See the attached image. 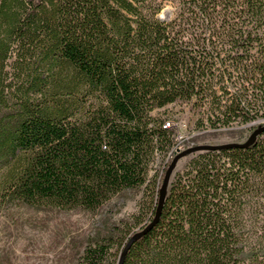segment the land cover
I'll list each match as a JSON object with an SVG mask.
<instances>
[{"label":"trees","instance_id":"16d2710c","mask_svg":"<svg viewBox=\"0 0 264 264\" xmlns=\"http://www.w3.org/2000/svg\"><path fill=\"white\" fill-rule=\"evenodd\" d=\"M175 105L194 144L264 124V0H0V204L143 191L138 229L114 225L83 264H118L154 217ZM184 157L121 264H264V131Z\"/></svg>","mask_w":264,"mask_h":264},{"label":"rangeland","instance_id":"374dc122","mask_svg":"<svg viewBox=\"0 0 264 264\" xmlns=\"http://www.w3.org/2000/svg\"><path fill=\"white\" fill-rule=\"evenodd\" d=\"M188 108L172 106V113L164 119L178 123L180 133L185 136L194 132L195 115ZM256 123L245 125L247 133ZM203 140L214 143L233 141L224 132L205 135ZM161 158L159 154V164ZM186 159L180 158L173 172L182 168ZM142 194V188L124 190L94 210L18 201L1 203L0 264H83L85 248L111 232L114 225L124 227L126 222L127 227L138 229ZM116 254L115 247H111L109 259H114Z\"/></svg>","mask_w":264,"mask_h":264},{"label":"water","instance_id":"95a60500","mask_svg":"<svg viewBox=\"0 0 264 264\" xmlns=\"http://www.w3.org/2000/svg\"><path fill=\"white\" fill-rule=\"evenodd\" d=\"M260 120H257L255 122H259ZM264 131V124L259 125V126H255L252 131L248 134L247 138L243 141H239V142H224V143H216V144H194L191 146H188L186 148H184L183 150L177 152L172 159L170 160L169 164L167 165L163 178H162V183L160 185L159 188V197H158V203H157V207H156V211L154 214V217L152 218V220L146 224L142 229L134 232L132 234V236L129 238L126 246L124 247L120 258L118 260V264H121L124 252L127 248V246L135 239H137L138 237H140L158 218L159 215V211H160V207L163 201V197L165 194V190L169 181V178L175 168V164L176 162L186 156L187 154H190L192 152L195 151H200V150H205V149H219V148H225V147H234V146H239V147H243L246 146L247 144H249L250 142H252L254 140V138L261 134Z\"/></svg>","mask_w":264,"mask_h":264},{"label":"built area","instance_id":"2783aa9c","mask_svg":"<svg viewBox=\"0 0 264 264\" xmlns=\"http://www.w3.org/2000/svg\"><path fill=\"white\" fill-rule=\"evenodd\" d=\"M162 126L164 128L174 127L176 129V133L174 135V143L169 148V150L166 152L163 159H161L162 162H160V164H159L160 160L158 159L159 154L157 152L155 153V160L151 163V166L153 165L154 168H151L150 166V169H149L150 174H154L157 170L160 174L162 168L165 166L167 161H169L177 152L183 150L184 148L188 146L194 145L193 141H190L191 135L185 136L180 133L181 129L178 123H174L169 120H166L164 121V124Z\"/></svg>","mask_w":264,"mask_h":264}]
</instances>
